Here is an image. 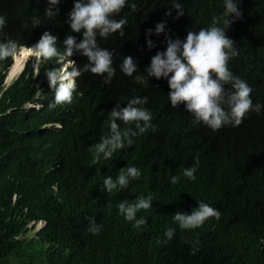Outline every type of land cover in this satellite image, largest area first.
<instances>
[{
  "label": "trees",
  "instance_id": "16d2710c",
  "mask_svg": "<svg viewBox=\"0 0 264 264\" xmlns=\"http://www.w3.org/2000/svg\"><path fill=\"white\" fill-rule=\"evenodd\" d=\"M135 2L134 12L125 8L120 14L128 19L123 37L116 33L107 40L98 38L102 47L115 50L116 74L110 84L86 72L77 79L72 103L52 107L54 93L45 72L56 65L50 60L40 65L38 74L24 72L2 93L0 264H264V108L259 114L249 112L239 126L212 131L193 124L183 105L171 106L165 79L152 77L144 83L145 68L157 51L166 49V37L183 39L188 30L209 26L212 17L223 12V0H179L184 11L179 18L174 0ZM45 6L46 0H0V15L7 20L0 38L30 44L45 29L59 37L62 47L73 0H61L54 19L45 17ZM240 7L243 18L226 31L238 51L229 68L252 86L253 103L264 105V0H242ZM169 11L171 15H165ZM33 16L41 20L35 28ZM160 21H166L165 33L149 37L156 47L148 50L146 29ZM128 55L138 64L132 76L119 68ZM9 62L10 57L0 61V92ZM86 62V57L77 56L78 66ZM137 96L147 97L143 106L153 108L156 130L135 137L133 145H125L111 159L93 164L90 147L109 130L112 105ZM29 102L41 106L27 107ZM155 107L173 112L210 146L200 149L182 124L175 138L165 141L172 122L156 116ZM180 138L192 155L185 162L174 155ZM125 165H137L141 176L125 189L102 190L104 178L115 179ZM188 167L197 169L195 181L182 175ZM173 175L180 176L175 185L170 182ZM146 194L153 196L152 208L139 211L137 218L147 223L134 228L116 205ZM199 200L218 209L220 219L181 230L173 215L190 212ZM89 217L102 225L99 234L87 231ZM37 221L46 224L31 236L30 224ZM170 227L176 229L174 238L157 244ZM194 246L198 251L193 255Z\"/></svg>",
  "mask_w": 264,
  "mask_h": 264
},
{
  "label": "clouds",
  "instance_id": "9594fccd",
  "mask_svg": "<svg viewBox=\"0 0 264 264\" xmlns=\"http://www.w3.org/2000/svg\"><path fill=\"white\" fill-rule=\"evenodd\" d=\"M61 0H46L44 15L54 19L59 13ZM242 0H223L224 10L212 17L210 25L202 27L198 31L188 30L186 37H166V49L157 51L151 57L150 63L145 68L147 83L149 78L156 80L165 79L168 83V100L172 107L184 106V110L192 117L195 125L203 124L212 131H218L225 126H239L249 112L259 114L264 105L253 103L251 93L252 86L248 82L235 75L229 68V61L238 54L235 42L226 34L228 27L237 20L243 18L241 10ZM128 8L134 12L137 8L135 0H73V7L68 13L65 23L69 32L62 40V47H58L59 37L49 30H42L40 38L30 44L18 45L11 38H0V61L10 57V65L6 70V76L2 83V93L24 72L33 70L34 74L40 72V65L44 61H53L54 65L45 72L48 87L54 93L52 107L71 104L73 93L76 91L77 79L86 72L100 75L105 84H110L116 74L113 67L115 50L102 47L98 38L107 40L113 34L124 36V26L127 25L126 15L122 17V11ZM173 9L177 12V18L184 15L183 6L179 0H174ZM165 15L170 16L171 12ZM119 17V18H118ZM33 27L41 25L37 16L30 18ZM7 20L0 15V33L3 32ZM27 27V24H25ZM166 21H160L155 28L146 29V44L148 50L156 47L151 37L165 33ZM72 33L80 34L73 35ZM26 54H23L25 53ZM20 55V56H19ZM77 56L86 57L87 62L81 68L77 65ZM25 57L21 68L11 77L16 58ZM137 61L130 55L124 56L119 65L120 71L132 76L137 71ZM127 102H115L109 112L107 124L109 130L101 135L100 141L90 147L93 164L107 161L118 151L135 143V137L146 134L149 130L155 131L153 108L143 106L147 104V97H130ZM40 103L29 102L27 107L39 108ZM156 116L163 117L172 122L169 137L165 141L173 140L179 124H182L190 133L198 146H210L205 137L191 132L182 122L177 120L173 112L155 107ZM52 125V124H50ZM57 126H61L60 123ZM123 129H122V128ZM160 134V133H159ZM175 157L179 161H187L191 158L189 145L175 143ZM119 170L115 179L106 176L103 180L102 190L112 193L116 189L127 188L131 179L141 176L137 165H125ZM197 169L188 167L182 175L195 181ZM180 176L173 175L171 184L179 183ZM153 196L146 194L139 196L134 202L123 200L116 205L118 214L125 220L133 222L134 228H140L147 223L144 217L137 218L141 210L152 208ZM219 220L221 212L203 200L197 201V206L190 212L181 211L173 215V222L181 230H194L201 227L209 218ZM87 231L99 234L102 225L96 222L95 217H89ZM34 223V222H32ZM45 226V222L37 221ZM32 227V226H30ZM39 228V229H41ZM38 229V230H39ZM175 228H167L163 234L164 239H157V244H165L174 238ZM194 255L198 248H192Z\"/></svg>",
  "mask_w": 264,
  "mask_h": 264
},
{
  "label": "bare ground",
  "instance_id": "6f19581e",
  "mask_svg": "<svg viewBox=\"0 0 264 264\" xmlns=\"http://www.w3.org/2000/svg\"><path fill=\"white\" fill-rule=\"evenodd\" d=\"M23 54H26V52L23 53ZM19 56H20V55H19ZM24 60H25V57H22L21 59L16 58V64H15V66H14V70L11 72V75L8 76L9 79L15 74V73H13V72H15V71L17 72V71L21 68V66L23 65ZM40 102H41V101H40Z\"/></svg>",
  "mask_w": 264,
  "mask_h": 264
},
{
  "label": "rangeland",
  "instance_id": "374dc122",
  "mask_svg": "<svg viewBox=\"0 0 264 264\" xmlns=\"http://www.w3.org/2000/svg\"><path fill=\"white\" fill-rule=\"evenodd\" d=\"M11 81V78L8 79L7 82H10ZM30 226H32V230L30 232V235L32 236L33 234L36 233V231H38L39 228H41L42 224L40 223H31Z\"/></svg>",
  "mask_w": 264,
  "mask_h": 264
}]
</instances>
